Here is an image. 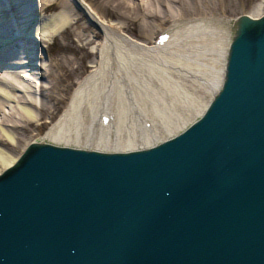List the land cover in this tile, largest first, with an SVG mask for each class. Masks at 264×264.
<instances>
[{"label": "water", "instance_id": "obj_1", "mask_svg": "<svg viewBox=\"0 0 264 264\" xmlns=\"http://www.w3.org/2000/svg\"><path fill=\"white\" fill-rule=\"evenodd\" d=\"M0 264H264V15L206 111L147 149L31 143L0 174Z\"/></svg>", "mask_w": 264, "mask_h": 264}, {"label": "bare ground", "instance_id": "obj_2", "mask_svg": "<svg viewBox=\"0 0 264 264\" xmlns=\"http://www.w3.org/2000/svg\"><path fill=\"white\" fill-rule=\"evenodd\" d=\"M152 1L99 0L100 14L86 0H11L12 4L0 0V166L6 169L18 161L23 153L13 152L20 146L18 135L25 134L33 125L37 126V138L31 143L117 152L138 144L133 142L135 139L146 147L166 135L173 138L206 111L224 81L235 20L215 16L213 7H207L210 0H196L192 8L183 4L187 0ZM177 3L183 5L177 7ZM153 4H166L168 10L156 11ZM262 4H256L249 16H262ZM71 6L83 10L89 26L82 25V14H73ZM191 10L195 14L186 15ZM106 14L123 20V27L108 21ZM156 18L162 19L163 24L170 18V33L185 34L184 39L194 46L193 52L187 54L184 46L180 47L182 42H172V38L160 47L155 43L148 45L127 33L131 25H136L139 39L157 40L165 25H152L150 20ZM92 25L99 32H93ZM59 36L64 51L76 42L82 43L81 50L91 45L96 50L66 60L45 56L49 61L42 62L43 57L35 54L37 46L45 51ZM6 49L9 54L4 53ZM91 56L96 60L90 66V73L78 82L59 118L41 134L39 129L45 125L42 120L53 118L72 86L70 79L87 68L84 61ZM132 61L138 66L129 70L127 64ZM174 70L189 75L173 74ZM138 73L143 77L133 81ZM31 76L48 83L34 82L35 77ZM132 82L135 83L132 85ZM129 86L135 87V95ZM136 98L141 102L134 101ZM130 112L134 115L131 128L135 134L132 141L121 142L119 135L124 130L121 121ZM104 115L111 117L106 127L99 123ZM146 122L153 127L147 129Z\"/></svg>", "mask_w": 264, "mask_h": 264}, {"label": "rangeland", "instance_id": "obj_3", "mask_svg": "<svg viewBox=\"0 0 264 264\" xmlns=\"http://www.w3.org/2000/svg\"><path fill=\"white\" fill-rule=\"evenodd\" d=\"M86 1L90 3L92 8L94 10H96L97 13L99 12L101 14V12L99 11V10H101V4H100L99 0H86ZM152 2H155V0H153ZM195 3H196V0H187L183 4H187L186 5L187 7H191L192 8V6H194ZM259 3H263L262 4V6H263L262 9L264 11V0H210L208 2V4L207 3L206 4H207V7H210V6L213 7V11H214L215 16H218V17L226 16L228 19L236 20L238 17H240L242 15H249V13H252L253 7L256 4H259ZM183 4L177 3V5H178L177 7H181V5H183ZM153 8L157 9L156 11H164L165 12V11L168 10V5L166 6V4H162V5L161 4H153ZM70 10H74L73 14H75V13H77L79 15L82 14L81 9H79L76 6H74V7L71 6ZM50 13H48V14H50ZM186 13H185L186 15L195 14V13H193L192 10L191 11H186ZM81 17H82V22H81L82 25L89 26L90 23L88 22L86 14H82ZM106 18H108L107 20L113 22L116 26L123 27V24H124L123 20H121L119 18H116V17H112L111 18L110 16H108V14H106ZM150 23L152 25H155V24L156 25H158V24L161 25L162 24V26L165 25L164 28H162V30L169 28L170 25H171L170 18H168L165 21V24L162 23V19H160V18L151 19ZM91 29H92L93 32H99L97 29H95L93 27V25L91 26ZM127 33H130L136 39H138V40H140V41H142V42H144V43H146L148 45L152 46L154 44V40L139 39V36H138L139 28L136 25H131L130 29H129V31H127ZM90 36L92 37L93 35L91 34ZM101 39H102V37L100 38V40ZM70 40H71V38H70ZM70 40L67 39V42L70 43ZM74 40H75V38H74ZM60 42H61V37L59 36V38H56V39H54L53 41H51L49 43V45H48L49 47L45 51H43L40 46H37V54H36V56L40 55L41 57H43L42 58L43 59L42 62L44 61V63H46L49 60L47 61V58H45V56H49L48 59H50L51 57H54L55 60H63V59L66 60V59H71L73 57L80 58V57L85 56L87 52H93L94 53L95 50H96L95 49V47H96L95 45H91V46L87 47L86 50H81L80 47H81L82 43L78 44L76 42L74 44L73 43L70 44L69 50L64 51V49H62V47H61L62 44ZM63 43H65V41H63ZM203 52H201V53H203ZM95 60H96L95 56H91V57H86L85 58L84 62H85V65L87 66V68L78 71L77 73H75L72 76V78L70 79V82H72V86L66 92V94L64 96V100H62V102L57 106V110L55 111V115L53 116V118L49 119V118L46 117V118H44L42 120L41 123L42 124L45 123V125L39 129L41 134H43L46 131V129L51 125L52 122L56 121L59 118V116L64 111V109L68 106V103H69V100H70V96L74 92V90L77 88L78 82L82 78H84L86 75H88L90 73V69H91L90 66H93V63L95 62ZM127 65L128 66H132L133 68H137L138 63L132 61V62L128 63ZM139 65H141V64H139ZM25 71L26 70H22L23 73H25ZM181 72L182 71H175L174 70L173 74H177V75L184 74L185 76L189 75L188 72H182V73ZM136 76L137 77L134 78L133 81H136L137 79H140L141 77H143L142 74H140V73L136 74ZM173 76H174L173 78L175 79L176 76L175 75H173ZM31 77H35V78H33L34 80H32L34 82L36 81V82L41 83L43 85H47V83H48V80L39 79L37 76H31ZM134 83L135 82H132V85ZM129 87H131V88H129V89H131V93L134 94L135 87H133V89H132V86H129ZM115 98H117V97L115 96ZM127 99H128V95H127ZM136 99H135L136 102H141L140 100L137 99L138 100L137 101ZM129 111H131V110H129ZM134 111H135V108H134ZM36 128H37V126L33 125V126H31L29 131L25 132V134L22 133L21 135L20 134L18 135V136L21 137L20 146H19L18 149L13 150L14 154H21L30 145L32 140L35 141V139L37 138L35 136V133H36L35 129ZM124 137L127 138L126 137V133H124ZM166 137H169V136L166 135ZM124 140L125 139H123V142H124ZM125 142H126V140H125ZM6 169L4 167L0 166V174Z\"/></svg>", "mask_w": 264, "mask_h": 264}]
</instances>
